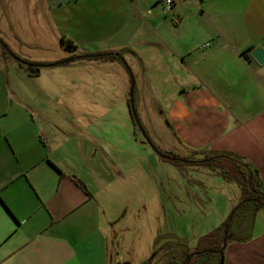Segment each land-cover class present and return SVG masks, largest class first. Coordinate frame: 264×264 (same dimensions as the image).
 I'll return each mask as SVG.
<instances>
[{"label":"rangeland","instance_id":"obj_1","mask_svg":"<svg viewBox=\"0 0 264 264\" xmlns=\"http://www.w3.org/2000/svg\"><path fill=\"white\" fill-rule=\"evenodd\" d=\"M150 1L0 0V38L12 66L5 71L0 62V95L8 107L12 103L10 116L22 109L32 115L33 129L49 149L61 145L67 158L73 156L76 172L106 210L108 264L118 252L131 264L154 253L150 264H179L199 253L196 248L209 247L198 246L200 238L224 224L239 204L234 182L207 167L177 166L162 157L202 154L178 145L171 134L165 110L177 90L172 71L155 51H169L163 40L177 24ZM151 8L159 15L153 29L142 21ZM15 58L45 65L30 67ZM131 76L133 105L148 140L130 115ZM253 206H240L231 231L248 234ZM217 260V253L204 252L194 262Z\"/></svg>","mask_w":264,"mask_h":264},{"label":"crops","instance_id":"obj_2","mask_svg":"<svg viewBox=\"0 0 264 264\" xmlns=\"http://www.w3.org/2000/svg\"><path fill=\"white\" fill-rule=\"evenodd\" d=\"M144 13L143 22H158L155 9ZM174 14L169 51H155L177 90L165 110L171 134L189 151L256 167L264 195V63L250 55L264 50V0H174ZM6 56L0 48L5 71ZM11 108L0 95V264H108L106 210L73 156L49 149L32 115ZM253 217L245 240L226 242L221 264H264V204ZM127 260L118 252L114 264Z\"/></svg>","mask_w":264,"mask_h":264},{"label":"trees","instance_id":"obj_3","mask_svg":"<svg viewBox=\"0 0 264 264\" xmlns=\"http://www.w3.org/2000/svg\"><path fill=\"white\" fill-rule=\"evenodd\" d=\"M0 43L2 44L3 50L9 52V49L6 47V45L0 40ZM252 48H249L251 50ZM108 55H111L112 57L117 58L118 55L116 53H108ZM37 69L33 70L32 72H36ZM194 153V152H193ZM162 157H165V159L171 161L177 166H182L184 164L190 165V166H203L207 167L209 171L214 173L215 175H218L222 177L226 181L234 182L239 190H240V198H239V204L234 208L232 216L222 225L214 229L212 232L206 234L200 240L198 241V246L202 242H206L209 244V247L204 248L202 250L196 248V250L199 251L195 256L191 257L186 264H202L204 262H198L195 263V258H200L202 253L204 252H210V253H217L218 260L216 264H221L223 261V256L218 255L220 254L219 250L221 248L223 238H224V232L226 233V242L231 240L232 238H237L241 240H245L246 238L241 237L237 232L231 231L229 224L231 220L234 219V214L237 212V210L242 206L243 204L247 202H254L255 206L254 211L258 209V207H261L264 204V195L261 191V179L258 173V170L256 167L252 166L251 164L241 160L238 157H235L228 153H217L214 155H203L200 158H191L188 156L180 157L176 154H170V153H162ZM154 254L145 262L142 264H150L153 262ZM188 256V255H186ZM185 257L181 260V262L185 263ZM165 264H177L174 261H167Z\"/></svg>","mask_w":264,"mask_h":264},{"label":"water","instance_id":"obj_4","mask_svg":"<svg viewBox=\"0 0 264 264\" xmlns=\"http://www.w3.org/2000/svg\"><path fill=\"white\" fill-rule=\"evenodd\" d=\"M250 55L251 57L259 64H263L264 63V50L262 49V47L258 46L256 48H254L251 52H250ZM17 61L19 62H23L21 61L20 59L18 58H15ZM67 61H62V62H58V63H65ZM24 64H26L27 66H30V67H40V66H44L45 64H42V65H39V64H31V63H26V62H23ZM57 64V63H56ZM50 65H55V64H50ZM132 89H133V78L131 76V87H130V91H129V108H130V111L134 117V119L136 120L137 122V126L138 128L140 129L142 135L145 137L146 140H148L147 136L145 135L144 131L141 129L139 123H138V120H137V115H136V111H135V108H134V105H133V101H132ZM149 142V141H148ZM150 143V142H149ZM226 233L227 231L224 232V238H223V242H222V245H221V248L219 250L221 256H223V250L226 246ZM194 254H196L195 252L194 253H191L190 256L188 257H191L193 256ZM119 264H131L129 261H123Z\"/></svg>","mask_w":264,"mask_h":264},{"label":"built area","instance_id":"obj_5","mask_svg":"<svg viewBox=\"0 0 264 264\" xmlns=\"http://www.w3.org/2000/svg\"><path fill=\"white\" fill-rule=\"evenodd\" d=\"M162 12L165 15L174 17L173 22L178 23L179 18L174 14V0H160Z\"/></svg>","mask_w":264,"mask_h":264},{"label":"flooded vegetation","instance_id":"obj_6","mask_svg":"<svg viewBox=\"0 0 264 264\" xmlns=\"http://www.w3.org/2000/svg\"><path fill=\"white\" fill-rule=\"evenodd\" d=\"M66 63V62H65ZM130 115H131V117L132 118H134L133 117V115H132V113H131V111H130ZM196 254L198 253L197 251H194ZM194 252H192V253H194ZM191 254V253H190ZM190 254H188V256H190ZM196 254H194L193 256H195ZM188 256H186V258H185V263L184 262H181V263H179V264H186V262H188L189 260H190V258L191 257H193V256H191V257H188Z\"/></svg>","mask_w":264,"mask_h":264}]
</instances>
